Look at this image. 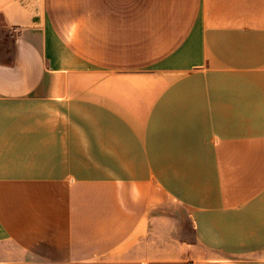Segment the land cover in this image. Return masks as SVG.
<instances>
[{
  "label": "crops",
  "instance_id": "crops-1",
  "mask_svg": "<svg viewBox=\"0 0 264 264\" xmlns=\"http://www.w3.org/2000/svg\"><path fill=\"white\" fill-rule=\"evenodd\" d=\"M79 4L0 0V264H264V0Z\"/></svg>",
  "mask_w": 264,
  "mask_h": 264
},
{
  "label": "rangeland",
  "instance_id": "rangeland-1",
  "mask_svg": "<svg viewBox=\"0 0 264 264\" xmlns=\"http://www.w3.org/2000/svg\"><path fill=\"white\" fill-rule=\"evenodd\" d=\"M78 1L81 3V5L78 3ZM59 2L62 3V0H59ZM73 2L76 6L79 4L80 6L84 7H93V0H73ZM70 4H72V0H70Z\"/></svg>",
  "mask_w": 264,
  "mask_h": 264
}]
</instances>
